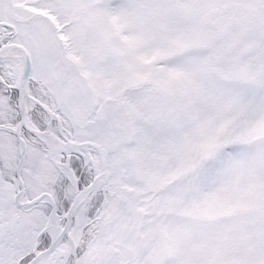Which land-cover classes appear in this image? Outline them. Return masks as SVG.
I'll return each instance as SVG.
<instances>
[{"label":"snow or ice","instance_id":"1","mask_svg":"<svg viewBox=\"0 0 264 264\" xmlns=\"http://www.w3.org/2000/svg\"><path fill=\"white\" fill-rule=\"evenodd\" d=\"M0 264H264V0H0Z\"/></svg>","mask_w":264,"mask_h":264}]
</instances>
